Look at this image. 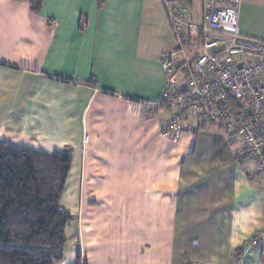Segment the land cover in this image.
Returning a JSON list of instances; mask_svg holds the SVG:
<instances>
[{
	"label": "crops",
	"instance_id": "obj_1",
	"mask_svg": "<svg viewBox=\"0 0 264 264\" xmlns=\"http://www.w3.org/2000/svg\"><path fill=\"white\" fill-rule=\"evenodd\" d=\"M238 28L264 42V0ZM174 48L161 0H0V141L71 152L60 205L86 264H264V190L231 133L160 135Z\"/></svg>",
	"mask_w": 264,
	"mask_h": 264
},
{
	"label": "built area",
	"instance_id": "obj_2",
	"mask_svg": "<svg viewBox=\"0 0 264 264\" xmlns=\"http://www.w3.org/2000/svg\"><path fill=\"white\" fill-rule=\"evenodd\" d=\"M161 2L175 40L173 51L161 60L167 83L156 105L168 113L161 137L173 140L194 135L204 125L222 126L264 190V42L240 34L241 0H202L199 27L187 20L186 0ZM256 239L264 256V228Z\"/></svg>",
	"mask_w": 264,
	"mask_h": 264
},
{
	"label": "trees",
	"instance_id": "obj_3",
	"mask_svg": "<svg viewBox=\"0 0 264 264\" xmlns=\"http://www.w3.org/2000/svg\"><path fill=\"white\" fill-rule=\"evenodd\" d=\"M29 1L37 13L42 0ZM193 43L198 46L199 38ZM70 162L68 149L44 155L0 141V264L62 261L65 229L72 216L60 199ZM256 238L251 243L261 252ZM240 255L235 252V258ZM76 258L75 264H86L79 252Z\"/></svg>",
	"mask_w": 264,
	"mask_h": 264
},
{
	"label": "rangeland",
	"instance_id": "obj_4",
	"mask_svg": "<svg viewBox=\"0 0 264 264\" xmlns=\"http://www.w3.org/2000/svg\"><path fill=\"white\" fill-rule=\"evenodd\" d=\"M202 4L201 0H193V4L188 6L189 16L194 14V23L189 24L199 27L202 25ZM183 77L178 76L177 84L183 85ZM77 220L71 219L65 229V244L63 247V259L57 264H75L77 261L76 254L78 252L79 229H77Z\"/></svg>",
	"mask_w": 264,
	"mask_h": 264
}]
</instances>
